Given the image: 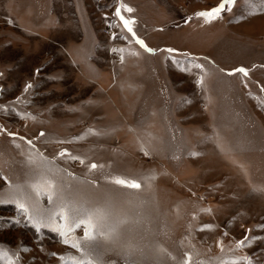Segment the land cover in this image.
<instances>
[{"label": "rangeland", "instance_id": "1", "mask_svg": "<svg viewBox=\"0 0 264 264\" xmlns=\"http://www.w3.org/2000/svg\"><path fill=\"white\" fill-rule=\"evenodd\" d=\"M222 2L0 0V264H264V0Z\"/></svg>", "mask_w": 264, "mask_h": 264}, {"label": "snow or ice", "instance_id": "2", "mask_svg": "<svg viewBox=\"0 0 264 264\" xmlns=\"http://www.w3.org/2000/svg\"><path fill=\"white\" fill-rule=\"evenodd\" d=\"M235 2V0H223V2L213 8L211 11H201L199 13H197V16L202 17L205 19L206 23H211L216 19H219L221 17V15L225 12L226 10V5L227 4H233ZM125 10V6H121V8H118L116 10V16L119 17L120 21L123 24V27L127 30L128 33H131L133 37H136V33L133 29V25L135 23L134 20H130L127 19L124 15H123V11ZM126 11L128 13L133 12V9L130 7L126 8ZM136 43L139 44L141 47H144L147 49V51L152 52L154 51L151 48H148L147 45L145 44V42L142 39L136 38ZM113 51H116V49H113ZM121 51H123L121 49ZM169 53H175L177 50L175 49H167L166 50ZM123 59V57L121 58ZM177 63H179V61H176ZM194 67L196 69H203V65L199 64V63H195ZM182 70H190V69H182ZM236 73H240L242 74L244 77H248L249 72L246 68L244 67H240L237 69H234L232 72L228 73L229 75H235ZM204 82V77L201 76L199 83L203 84ZM28 87H31V85H29ZM44 134L41 133V136H43ZM27 143L29 145L32 144V141H27ZM61 156L64 155H70V153L67 152V150H65L64 152L60 153ZM75 159V157H73ZM37 176L38 179L31 184V187L33 189V191H35L38 195H43L47 198V200L49 201L50 204H52L53 200H54V195H53V189H54V181L50 178H48L47 176L42 175L41 173L37 172ZM0 202H3L2 200H0ZM39 202H37L38 204ZM17 206L18 208L24 212V213H29V209L28 207H26V205L23 202H17ZM59 216L61 217V213L59 211L56 212H52L51 216L48 217L49 222L45 223L43 218H39L37 219V223L41 226V227H49L51 228V230L56 231L59 235H61L62 237H67L70 234V230L66 227V225L62 224H57L55 223V217ZM36 218V217H33ZM65 244H68V240L65 238L63 241ZM245 245V241H240L238 244V247H243ZM71 247H76V245L71 244ZM246 264H252V261L250 258H245ZM74 264H77V262H74ZM233 264H239V261H233Z\"/></svg>", "mask_w": 264, "mask_h": 264}]
</instances>
